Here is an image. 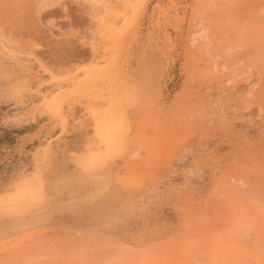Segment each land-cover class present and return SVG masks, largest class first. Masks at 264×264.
<instances>
[{
    "label": "rangeland",
    "instance_id": "rangeland-1",
    "mask_svg": "<svg viewBox=\"0 0 264 264\" xmlns=\"http://www.w3.org/2000/svg\"><path fill=\"white\" fill-rule=\"evenodd\" d=\"M80 2L98 58L57 76L37 0H0V264H264V0ZM67 102L110 138L100 161L135 128V172L98 190L124 231L40 211L51 161L35 147L48 119L66 131Z\"/></svg>",
    "mask_w": 264,
    "mask_h": 264
},
{
    "label": "crops",
    "instance_id": "crops-1",
    "mask_svg": "<svg viewBox=\"0 0 264 264\" xmlns=\"http://www.w3.org/2000/svg\"><path fill=\"white\" fill-rule=\"evenodd\" d=\"M93 12V7L87 10L80 0H37L34 5L35 19L42 33L39 42L48 46L47 52L42 54H47V59L55 62L50 68L57 76L60 74L58 70H66L65 61L75 60L81 65L88 64V60H97L98 54L92 48L96 23L88 16L91 14L92 17ZM38 54L40 57L41 52ZM61 88L67 90L69 87ZM85 105L83 102L65 103L66 131L60 128L61 121L48 119L47 123L55 126L54 132L41 138L35 147L48 148L51 161L42 170L46 173L44 187L49 203L40 211L47 212V225L58 230H76L85 234L117 229L124 231L125 226L114 216L116 205L111 200H98L102 196L98 190L107 186L111 188L135 172L134 160L131 159L135 152V128L131 126L124 137L126 152L114 153L100 161L101 155L108 152L106 142L110 138L97 132L94 119L86 112ZM129 116L127 113V118ZM115 138L116 141L119 139ZM39 171L40 167L33 164L30 172ZM111 195L107 194L109 198ZM35 218L33 216L29 224L35 223Z\"/></svg>",
    "mask_w": 264,
    "mask_h": 264
}]
</instances>
